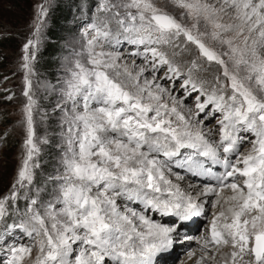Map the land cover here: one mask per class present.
I'll use <instances>...</instances> for the list:
<instances>
[{
    "label": "snow or ice",
    "instance_id": "snow-or-ice-1",
    "mask_svg": "<svg viewBox=\"0 0 264 264\" xmlns=\"http://www.w3.org/2000/svg\"><path fill=\"white\" fill-rule=\"evenodd\" d=\"M51 9L34 4L20 51L0 264H157L206 205L195 264H264V0H81L46 110L32 77Z\"/></svg>",
    "mask_w": 264,
    "mask_h": 264
},
{
    "label": "rangeland",
    "instance_id": "rangeland-1",
    "mask_svg": "<svg viewBox=\"0 0 264 264\" xmlns=\"http://www.w3.org/2000/svg\"><path fill=\"white\" fill-rule=\"evenodd\" d=\"M39 2L41 0H0V137H3L6 130L9 132L5 140H0V192L6 189L12 179L21 154L23 130L17 124V121L20 119V107L24 102V98L22 96V71L19 70L18 65L22 43L29 34L33 18V6ZM80 2L81 0H52V9L47 27L44 30V39L40 44L34 62L36 74L32 77L40 107L46 110H50V102L54 100V97L44 92L41 83L44 81L55 83L56 79L63 73L62 64L64 57L69 55V41L73 38L79 39V29L83 27L82 22L74 19V17L79 16L76 8ZM89 2L93 3L94 0H89ZM58 4H61L62 12L68 10L72 16L63 19L64 23L62 22L57 31H51L53 19L55 18L56 20L55 13ZM53 32L56 33L58 40L52 38L55 37L51 36ZM52 42L55 46L52 49H48L47 52L49 51L50 53L47 54L53 58L50 63H46L44 51ZM137 63L139 64L140 61L137 60ZM159 75H163V72L161 71ZM5 76L8 77L7 81L3 79ZM181 83L182 80L177 78L175 82L176 88H179ZM169 86H171V82ZM6 89L8 91H5ZM11 93H15V95L9 100L7 96ZM177 95H183V93L179 92ZM186 103L191 105V100H186ZM37 121L38 134H42L43 128L39 126V114H37ZM54 156L55 153L45 146L41 156V164L44 163L45 169L48 171H51L53 167ZM212 211L210 206L204 216V220L198 227V230H200L199 235H195L192 242L181 248L178 246L174 256L171 257L170 264H195V260L198 257L188 258L186 254L189 251L199 252L200 245L197 237L201 236L205 231L211 219ZM153 218L156 219L157 216ZM171 221L173 219L164 223L171 224ZM25 239L27 240V238Z\"/></svg>",
    "mask_w": 264,
    "mask_h": 264
},
{
    "label": "bare ground",
    "instance_id": "bare-ground-1",
    "mask_svg": "<svg viewBox=\"0 0 264 264\" xmlns=\"http://www.w3.org/2000/svg\"><path fill=\"white\" fill-rule=\"evenodd\" d=\"M186 183H196V181H192V180H190L189 182L188 181H186ZM209 207H210V205H206L205 206V209L207 208V211L209 210ZM206 210H205V212H207ZM206 213H204L203 215H205ZM154 216H157V218L156 219H158V220H160V222L161 223H166L167 221H169L168 220V218H170V216H168V217H160V216H158L156 213L154 214ZM153 216V217H154ZM176 220V219H175ZM175 220H173V221H175ZM173 221H171V223H173ZM201 222L202 221H200L198 224H197V226H196V230H198V227L200 226V224H201ZM205 230H206V228H205ZM191 232H192V229H190L187 233H186V236L188 237V239H186L184 236L183 237H181L180 239H177L178 241L177 242H181V241H185L184 243H181V245H180V248L182 247V246H184V245H186V244H188V243H190V242H192L193 241V239H194V236L195 235H193L192 237L190 236L191 235ZM197 235H199L198 233H200V231H197V232H195ZM188 240V241H187ZM179 242V243H180ZM175 251H176V249H175ZM175 251H174V253H175ZM174 253L172 254V255H168V256H165V255H163V254H160V255H158V260H157V264H170V260H171V257L172 256H174ZM186 256L189 258V255L188 254H186ZM185 256V257H186Z\"/></svg>",
    "mask_w": 264,
    "mask_h": 264
},
{
    "label": "trees",
    "instance_id": "trees-1",
    "mask_svg": "<svg viewBox=\"0 0 264 264\" xmlns=\"http://www.w3.org/2000/svg\"><path fill=\"white\" fill-rule=\"evenodd\" d=\"M61 13V14H60ZM55 15H56V20H55V18L53 19L54 21H53V23H52V29H51V31L52 30H54V31H57V29H59L60 28V26H61V24H62V22L64 23V21H62L63 19H67V17H71L72 15H71V12L69 13L68 12V10H65L64 12H62V6H61V4H58L57 6H56V13H55ZM62 17V18H61ZM61 18V19H60ZM51 36H55V37H52L53 39H57L56 38V33H52L51 34ZM58 40V39H57ZM53 46H55V44L52 42L51 44H49V46H47V49L44 51V53H45V62L46 63H50L52 60V56H49V54H47V53H50L49 51L47 52V50L48 49H52L53 48ZM42 167L43 168H45L46 166L44 165V163L42 164Z\"/></svg>",
    "mask_w": 264,
    "mask_h": 264
}]
</instances>
